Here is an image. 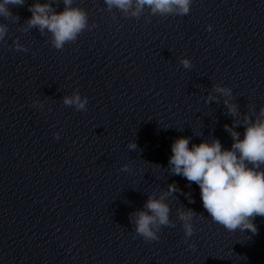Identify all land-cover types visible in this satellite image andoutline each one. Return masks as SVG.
<instances>
[{"label":"water","instance_id":"95a60500","mask_svg":"<svg viewBox=\"0 0 264 264\" xmlns=\"http://www.w3.org/2000/svg\"><path fill=\"white\" fill-rule=\"evenodd\" d=\"M34 2L9 6L18 21L0 17V264H81L83 111L63 104L82 96L78 38L57 50L47 31H22Z\"/></svg>","mask_w":264,"mask_h":264},{"label":"clouds","instance_id":"9594fccd","mask_svg":"<svg viewBox=\"0 0 264 264\" xmlns=\"http://www.w3.org/2000/svg\"><path fill=\"white\" fill-rule=\"evenodd\" d=\"M193 0H104L108 11L114 8L125 17L139 19L145 9L151 16H185L189 14ZM63 11L57 12L55 0L41 3L40 0L28 7L31 17L28 18L24 32L36 28L41 34L45 31L50 34L51 45L62 50L65 44L73 43L86 29L96 27L89 25L88 14L85 9L73 6V0H62ZM25 0H0V17L5 20L18 21V15L13 14L9 6H23ZM211 30V25L208 26ZM8 26L0 23V41L5 40ZM16 50L27 51L17 40L13 41ZM185 69L191 68V61L181 60ZM213 90L231 97L230 88L214 85ZM209 95L206 102L216 100ZM228 113L233 119L231 126L224 125L230 133L233 143L230 149L223 148L219 139L211 142L201 141L189 147V137H178L171 145V156L168 160L169 170L174 175L185 178L189 184L199 186L203 208L213 222L223 226L227 231L248 230L257 233V226L253 223L257 216L264 217V107L253 120L245 114L243 120L235 119L239 115L236 104L224 101ZM63 104L72 106L78 111H86L88 99L82 97L78 91L63 98ZM238 125L244 126V134L235 131ZM59 138V133H54ZM130 150H135L137 144L132 141L128 144ZM127 171L128 166L121 169ZM178 191L175 183L168 186V192L156 198L148 196L144 208L132 213L130 220L134 225L135 233L145 241L159 239L158 232L162 226L175 227L170 220V206L165 202L170 193ZM189 202H192L189 196ZM192 209L179 210L178 219L182 222L185 241L194 232V217L198 216ZM194 247V245H189Z\"/></svg>","mask_w":264,"mask_h":264}]
</instances>
